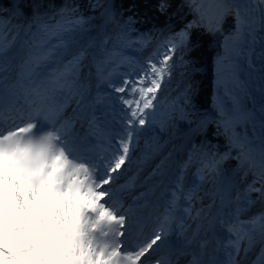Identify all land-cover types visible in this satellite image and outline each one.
I'll list each match as a JSON object with an SVG mask.
<instances>
[{
  "label": "snow or ice",
  "instance_id": "obj_1",
  "mask_svg": "<svg viewBox=\"0 0 264 264\" xmlns=\"http://www.w3.org/2000/svg\"><path fill=\"white\" fill-rule=\"evenodd\" d=\"M82 7L75 2L57 6L45 3V0H0V25L23 21L18 26L28 37L23 65L31 67L30 76L33 77L24 93V107L18 106L19 93L14 86L5 88L0 81V117L5 109L9 113V126H0V137L13 133L35 134L50 127L52 130L41 138L45 149L59 145L62 149L61 160L70 156L82 161L85 169L89 166L95 169L94 178L98 187L94 189L92 198L95 200L94 208L100 213L97 228L102 230L107 227L119 241L117 247L111 250L106 247L101 253V264H149L152 259H155V264H179V256L173 261L153 255L168 239L171 212L165 214L164 223L153 227L147 234L141 232L133 242V230L139 225L114 202L113 185L133 163L141 135H147L158 123L156 114L161 106L160 95L171 82L177 67H183L181 75L188 77V80L180 89L178 97L172 101L169 117H178L187 122L191 132L205 136L209 127L214 125V135L223 134L226 140L223 152L205 151L204 143L211 145V141L205 140L196 157L200 167L196 169L195 176L202 183L211 181L213 190L205 194L212 197L211 201L195 209L193 218L201 223L197 224L193 239L200 236L201 232L204 236L199 240V253L193 254L187 264H246V259L240 258L241 254L244 258L254 257L250 264H264V132L259 137V144H254L246 132L241 134L236 131V125L241 120L246 122L249 114L230 115L215 99V118L201 111L195 101L199 87L192 82L189 68L193 74L202 69L185 58L201 46L204 36L218 37L222 51L214 57V69L216 84L219 85L226 67L225 61L233 55L239 58L248 38L253 45L259 42L260 63L255 65L251 59H246L249 76L252 72H258L259 90L264 94V0H158L155 7L160 14L169 19L191 15L192 19H185L177 29L166 25L155 32H139L135 29V15H124L125 11H131L132 5L124 8L114 0H88L87 10L92 14L98 13L103 26L112 24L119 29L115 36L118 43L129 48L136 45L138 51L151 49L140 59L125 56L113 69L115 71L116 67L126 66L127 70L120 74V79L105 81L110 89L107 98L112 132L106 147L99 151L77 144L70 138V122H61L68 98L61 100L59 97L65 90L72 97H82L80 89L83 86L79 83V73L93 47L91 40L81 44L76 39L77 33L87 31L86 25L91 27L94 18L93 15L86 16L81 11ZM132 32L137 33L136 39L131 38ZM197 32H201L200 38L196 37ZM108 41L109 37H105L102 45H107ZM0 52H3V48H0ZM250 52L255 54L254 50L250 49ZM108 75L110 77L111 73ZM76 103L79 108L80 101ZM260 120L264 129V105L260 109ZM195 148L196 145H193ZM228 160L236 162L234 175H239L244 183L243 195L239 191L234 196L231 194L235 188L233 183L218 186V178L222 173L220 166ZM193 162V155L190 154L188 160L179 166L169 204V208L174 210L178 201L183 199L187 207L182 212L189 217H192L193 202H202L204 199L198 195L199 184L184 190L183 174ZM162 164L163 161L157 164L146 179L150 180L157 174L162 176ZM249 176L252 177L250 181L247 180ZM257 203L262 205L261 211L245 216L246 210ZM220 231L228 234L223 244L216 240V234ZM214 240L217 247L211 249V254L205 260ZM220 247L226 259L216 257L215 253ZM9 256L6 249L0 248V258Z\"/></svg>",
  "mask_w": 264,
  "mask_h": 264
},
{
  "label": "rangeland",
  "instance_id": "obj_2",
  "mask_svg": "<svg viewBox=\"0 0 264 264\" xmlns=\"http://www.w3.org/2000/svg\"><path fill=\"white\" fill-rule=\"evenodd\" d=\"M110 1L113 2V0ZM185 19H190V17L186 18L183 15L179 19L174 17L167 23V27L177 26V23H180V21L184 22ZM21 23L23 21H13L12 25H0V48H3V52H0V69H3V71H0V75L7 69L5 68L7 66H2V64L8 62L6 58L10 56L17 38L24 35V40L28 39L23 31L17 29L18 36L17 33L12 31L15 28L13 25L18 27ZM95 26L96 24L93 22L91 27ZM107 26L98 31L96 28L93 34H86L87 38L80 41L81 44H84L91 40L96 54L95 59H92V53L89 52L90 54L83 62L79 73V83L83 86L80 89L82 97L79 95L72 97L67 90L60 96L62 100L66 97L68 98V106L65 110L69 111L70 108H73L78 114L81 111H85L89 114L90 118L98 119L100 124L106 125L107 123L105 127L110 130L111 134L112 124L107 98L110 89L105 81H118L120 79V74L127 70L126 66L116 67L115 71L113 69L125 56L140 59L147 55L151 49L146 48L143 51H138L136 45L129 48L125 44L119 43L111 54V60L106 61L102 69L96 68L99 62L105 59L108 45L113 41H111V37L117 31V28L115 29V26L112 24ZM157 30L155 29L153 32ZM11 31L12 35L10 37L8 33H11ZM83 33L85 34V32ZM9 37V41L5 44ZM105 37H109L108 44L102 45ZM136 37L137 35H131L132 39H136ZM182 72H184V69L180 67L177 78L172 77L171 82L166 85L160 95L161 106L156 114L158 123L147 135H141L140 142L133 156V163L113 185L115 195L127 199L130 193H135L136 197L138 196L142 199L143 195L141 194L147 191L145 187L151 188V183L154 185L155 179L161 176L157 174L150 180L146 179L149 173L161 161H163L161 168L163 175L168 171L167 185H173V181L176 179L179 171V166L186 161L187 155L189 156L194 152L195 136L199 134L191 132L189 125L181 130L183 132L178 134L177 131H180L177 125L178 119L169 117V113L172 111V102L170 101L172 92H178L182 84L188 80V77L181 75ZM190 72L191 68H189V75ZM109 73H111L110 77ZM0 78V81H2L3 77L1 76ZM237 89L245 97L244 109L250 108L252 102L250 98L246 97L245 84H241ZM220 90V96L223 99L229 100V97H226L224 87ZM211 96L210 105L213 107ZM78 100L80 101L79 108L76 103ZM229 103H231V100ZM69 116H71V112ZM63 120L70 121L67 117L62 119L61 122ZM161 124H163V129H161ZM236 131L241 134L246 132L251 140H255L257 136V131L250 119L244 123L239 122ZM110 134L107 136L101 134V137H108ZM220 136L225 139L223 134ZM184 139L187 141L191 139L192 145L187 151L179 153V159H177L178 157H175L173 153L177 149L178 143ZM213 145L219 146L215 142ZM196 148L200 151V144ZM23 152L24 149H22V152L15 151L13 155L11 154L12 158H8L6 155L0 153V244L2 245L0 248H4L7 250V253H10L8 258H0V264H101V253L105 248L99 247L93 238L94 231H98V228L96 229L95 226H97L99 216L94 208L95 200L89 202L85 198L87 191L84 193L80 189L77 191L73 188H65L66 185L72 184L73 181L70 182L72 174L69 179L61 178L60 174L64 164H58V159L51 160V162L55 165L58 164V166L50 169L49 163L47 165L49 168L45 174H42L41 167L43 162L35 161L34 164L29 165L27 164L26 157H23ZM19 154L20 158L15 159ZM7 155H10V153ZM195 158L196 156L193 158V165L191 164L184 171L183 183L187 185L186 191L192 188L194 184H199L200 190L198 195L204 197V199L202 202H193L192 217L186 216L183 212L176 217V225L172 226L171 236H175V239L181 238L180 241L183 243L188 240L185 238L188 232L190 241L191 239L194 241L199 237L193 239V233L197 228V224L201 223L200 220L193 218L195 217V209L201 207L202 204H208L212 198L210 195H205L213 190L212 182L205 181L202 183L195 176L196 169L200 167L198 159L196 160ZM232 161V167L222 170L218 178V186L219 184L228 185L229 183H233L235 188L231 194L234 196L236 191L242 192L244 183L241 182L239 175H234L236 162ZM249 177L252 179L251 176ZM217 203H219L218 198ZM182 207H187V204L184 202ZM260 207L262 208V205L257 203L250 210H246L244 215L248 216L247 214L253 210H255V213H258L261 211ZM93 212H97V214ZM95 216L96 218H94ZM181 217H183L182 220ZM187 221H189L187 228H185L186 225H183L182 229L181 224ZM183 230L186 231L185 234ZM179 234L182 236L180 237ZM23 246L24 249H22ZM241 257L242 260L246 259L243 257V254H241Z\"/></svg>",
  "mask_w": 264,
  "mask_h": 264
},
{
  "label": "bare ground",
  "instance_id": "obj_3",
  "mask_svg": "<svg viewBox=\"0 0 264 264\" xmlns=\"http://www.w3.org/2000/svg\"><path fill=\"white\" fill-rule=\"evenodd\" d=\"M257 35L259 36V32L257 33ZM22 36V35H21ZM24 35L22 37H20L19 43H15V45L13 46L12 51L10 52V56H14V53L17 52V77L18 79H33V77L30 76L31 71H26L25 73L22 74L21 72V65L23 64V60H24V55L23 53L27 50V45L25 44V40H24ZM9 41V40H8ZM260 43L257 42L255 45H253L251 43V39L248 38V42L246 44H244L242 46V55L239 58H236L234 55L230 60H226L225 61V70L222 74V80L221 83L219 85L216 84V76H215V69L213 66V70H212V96H211V102L213 105V100L215 99L216 103L221 104L224 106L226 112H228L230 115H239L242 113H248L249 114V119L251 121V123L253 124L254 128L257 131V136L255 140H252V142L254 144H259V137L261 136L262 132H264V129H262L261 127V120H260V109L261 106L264 105V94L261 93V91L259 90V85H260V81L258 79V72H252V75L249 76V69L247 67V59H251L252 63L255 65H258L260 63L258 56L260 53ZM251 50H254L255 54H252V52H250ZM220 51H222V48H220ZM246 52V53H245ZM247 58V59H246ZM30 80V82H31ZM26 81V80H25ZM245 84L246 87V97L251 99L252 102V106L248 109H244V107L242 106V102L244 103V95H241L240 92L238 91V87L241 84ZM30 85V84H29ZM224 87V91L226 93V97H229V100H224L222 98H220L219 93L221 92V88ZM28 89V88H26ZM231 100V103H229ZM73 109V108H72ZM70 109V110H72ZM65 114V112H64ZM68 112L67 114L62 118L65 119L66 117H68ZM241 123H244L245 121L241 120ZM239 124V123H238ZM237 127V125H236ZM11 142V140L9 139H3L0 138V149H3V147H5L6 145H8ZM32 149H36L34 147H32ZM2 152V154L6 155L8 158H12L13 156L11 155H7V153H5L4 151H0ZM37 154H41L42 156H46V151H40L37 150L36 151ZM179 159V156L178 158ZM175 161V160H174ZM28 163L29 165L34 163L32 161H30V159H28ZM148 169V168H147ZM70 170H65V174H69ZM73 175H78V174H73ZM90 177V176H86L85 178ZM251 178H248V181H250ZM92 188V187H91ZM149 192L152 194V196L156 197L157 199H159L158 205L155 208L154 206H149V207H144L143 201H139L136 205V210L134 212V216L136 217H140L142 215V209H145L148 211V215L146 217V222L147 225L146 227H138L135 228L133 230L134 232V236H139L141 232H143L144 234H147L150 230L148 229L153 223H157V224H161L164 223V216L165 213L163 211L164 207L166 206L167 201H169V197L167 196V192L166 189L162 186L157 190H154L152 188H148ZM137 197H134L132 199H129V201L126 204H122L120 203H115L117 204L118 207H122L123 210H127V212H129L130 210V206H131V202L136 200ZM183 199H181L178 202H181ZM261 209V207L259 208ZM155 211V213H154ZM130 214V212H129ZM255 214V210L249 212V214L247 215H252ZM100 215V213H99ZM134 223H139L140 221H136L135 218H133ZM189 221L185 224V228H187ZM189 229V228H188ZM188 231V230H187ZM204 236V233L201 232L200 236L192 241L191 239V243H189L190 241V236H189V232L187 233L186 237L188 240H186L185 243H181V246L179 247L180 250L171 251V258L173 261L176 260L177 256H179V264H187V262L189 260L192 259V255L193 254H198L199 253V240L202 239ZM216 240H219L221 243L223 242V235H218L216 234ZM212 246H210V248L208 249L206 255H205V260L208 259L209 255L211 254V249L212 248H216L217 244L215 242V240L212 242ZM181 253H184L183 255H181ZM220 254V248L219 250L215 253L216 257H218V255ZM242 259V257H240ZM254 258L252 256H249L248 258H246V264H250L251 259Z\"/></svg>",
  "mask_w": 264,
  "mask_h": 264
},
{
  "label": "trees",
  "instance_id": "obj_4",
  "mask_svg": "<svg viewBox=\"0 0 264 264\" xmlns=\"http://www.w3.org/2000/svg\"><path fill=\"white\" fill-rule=\"evenodd\" d=\"M65 2L79 3L82 6H84L82 7L81 11H83L86 16L93 15L94 18L91 20V24L94 22L96 26L88 27L86 25L85 27H87V31H85V34L84 33L76 34V39H78L79 41L84 40L85 38H87L86 34L94 33L95 29L97 28V25L100 21V19H98V13L92 14L87 10L86 5L88 3V0H45V3H52L57 6ZM157 2L158 0H115L116 4L121 5L124 8H127L128 5H132L131 11H125L124 15L125 16L135 15L137 23L134 25V27L139 32H148L149 30L153 31L155 29L163 28L167 25V23L170 20H172V18H174L172 17L171 19H169L167 16L160 14L156 10V7H155ZM188 16L190 17V19L192 18L191 15H187L186 18ZM57 19H59V17H57ZM230 22L231 21H229V23ZM182 23L183 22L180 21V23H177V26L174 25L169 28L177 29L182 25ZM117 31H119V29H117ZM117 31L114 33L113 43L110 46L111 53L115 51L116 46H118L119 44L117 40L115 39ZM132 34L137 35L136 32H132ZM196 37L200 38L201 32H197ZM219 51H220L219 38L218 37L212 38V37L204 36L202 39L201 46L185 57L186 59L192 60L194 62L195 67L202 69V71L194 73V74L190 72V77H191L192 82L195 85H198L199 87L198 95L195 98L198 108L201 111H204L207 114H210L211 116H214L216 114L214 108H212V106L210 105V96L212 92L211 91L212 90V68H213L214 57L217 55V53H219ZM179 69L180 67H177L173 77L177 78ZM184 83L182 84L180 89L183 87ZM179 92L180 90L176 93L172 92L171 98H170L171 102L178 97ZM174 118L178 119V123H177L178 130L181 131L188 125L187 122L180 120L178 117H174ZM215 131H216L215 126L214 125L210 126L206 136L203 134H199L198 136H196L194 140V145L196 146L198 144L201 145L202 143L205 142V140H208V141H211V145H213V143L215 142L219 146L212 147L211 145L204 143L205 151H212V152L225 151L226 140L223 139V137L220 135H214ZM198 153H199V149L196 148L194 149V152L192 153V155L194 156L195 154H198ZM232 163H233L232 160H228L224 162L220 166L221 170L232 167L233 165ZM241 195H243V192H241ZM22 249H24V246L22 247Z\"/></svg>",
  "mask_w": 264,
  "mask_h": 264
}]
</instances>
